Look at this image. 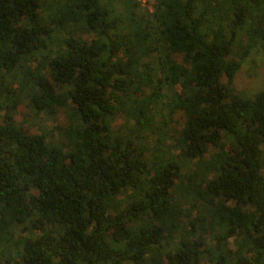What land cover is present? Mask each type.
Instances as JSON below:
<instances>
[{"label":"trees","instance_id":"obj_1","mask_svg":"<svg viewBox=\"0 0 264 264\" xmlns=\"http://www.w3.org/2000/svg\"><path fill=\"white\" fill-rule=\"evenodd\" d=\"M254 46L264 0H0V264H264Z\"/></svg>","mask_w":264,"mask_h":264},{"label":"rangeland","instance_id":"obj_2","mask_svg":"<svg viewBox=\"0 0 264 264\" xmlns=\"http://www.w3.org/2000/svg\"><path fill=\"white\" fill-rule=\"evenodd\" d=\"M224 82V78H221ZM231 87L235 93H238L242 97H251L258 90L264 89V53L258 46H254L248 53V55L242 60L238 70L234 73L232 78ZM24 103V101H23ZM160 107V106H159ZM15 121H23L28 124L32 119L30 109L25 105H19L17 110L12 113ZM165 117V116H164ZM182 115L180 112H174L172 114L169 132L172 130H179L182 126ZM63 121V116L59 112L54 119L40 120L36 123H41L45 128L51 129L55 126H59ZM31 132H38L37 125H34L30 129ZM56 136V132L54 133ZM264 148L263 145L261 146ZM213 150V148L211 149ZM35 192V190H32ZM17 233L23 235L27 230L16 229ZM13 247L10 246V251ZM16 259H18L16 257Z\"/></svg>","mask_w":264,"mask_h":264},{"label":"built area","instance_id":"obj_3","mask_svg":"<svg viewBox=\"0 0 264 264\" xmlns=\"http://www.w3.org/2000/svg\"><path fill=\"white\" fill-rule=\"evenodd\" d=\"M140 3V6L142 8H146L148 10H150V5L152 3V0H137Z\"/></svg>","mask_w":264,"mask_h":264}]
</instances>
